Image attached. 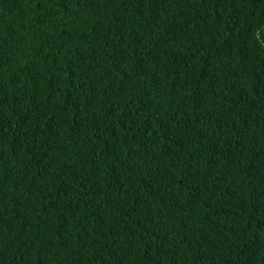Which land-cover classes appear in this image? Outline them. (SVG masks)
I'll use <instances>...</instances> for the list:
<instances>
[{
	"label": "trees",
	"instance_id": "1",
	"mask_svg": "<svg viewBox=\"0 0 264 264\" xmlns=\"http://www.w3.org/2000/svg\"><path fill=\"white\" fill-rule=\"evenodd\" d=\"M0 264H264V0H0Z\"/></svg>",
	"mask_w": 264,
	"mask_h": 264
}]
</instances>
